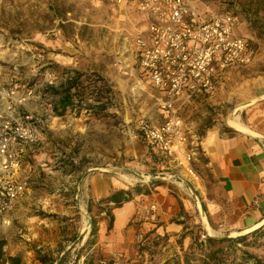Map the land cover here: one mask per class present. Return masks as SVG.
Masks as SVG:
<instances>
[{"label":"rangeland","instance_id":"374dc122","mask_svg":"<svg viewBox=\"0 0 264 264\" xmlns=\"http://www.w3.org/2000/svg\"><path fill=\"white\" fill-rule=\"evenodd\" d=\"M200 1L204 8L236 16L235 31L253 44L256 58L248 67L231 69L226 79L217 76L207 92L168 106L171 96L152 86L133 59L134 39L148 21L138 0H0V91L14 92L9 99L20 112L47 120L24 172L30 189L7 223H0L8 253L39 264V250L51 264L62 258L72 264L78 252L86 253L82 247L94 218L97 244L90 251L113 264H183L186 255L191 264H264V223L245 233L211 226L212 233L200 206L192 213L182 207L167 219L141 210V194L161 192L159 186L193 197L190 183L196 180L187 166L196 171L199 139L214 129L233 130L227 118L238 105L254 101L236 110L242 123L264 122V100L257 99L264 94V0ZM75 73L74 106L59 115L52 106L60 94L52 90L61 91ZM174 117L185 143L171 156H156L141 128ZM92 173L117 178L136 200L132 215L114 217L110 230L108 214L115 206L92 198L87 186ZM209 237L225 241L209 243ZM241 237V243L232 241ZM246 254L259 263L243 260Z\"/></svg>","mask_w":264,"mask_h":264},{"label":"built area","instance_id":"2783aa9c","mask_svg":"<svg viewBox=\"0 0 264 264\" xmlns=\"http://www.w3.org/2000/svg\"><path fill=\"white\" fill-rule=\"evenodd\" d=\"M202 5L200 0H138L148 21L134 39L133 59L152 86L171 96L165 102L168 106L184 104L181 98L185 95L207 92L220 73L244 66L255 56L253 44L235 31L237 18L232 12H214ZM10 94L14 92L0 91L1 224L7 223L30 189V178L24 172L47 122L33 112H20ZM50 113L53 115L52 109ZM141 129L156 156H171L185 143L177 117L157 126L145 124ZM191 154L185 157L188 164ZM187 171L197 178L192 167L187 166Z\"/></svg>","mask_w":264,"mask_h":264},{"label":"crops","instance_id":"0c3cea01","mask_svg":"<svg viewBox=\"0 0 264 264\" xmlns=\"http://www.w3.org/2000/svg\"><path fill=\"white\" fill-rule=\"evenodd\" d=\"M255 58L256 53L246 65L234 66L219 75L226 79L231 69L248 67ZM257 99L264 100V94ZM248 127L252 133L214 129L199 139L200 157L194 163L199 174L197 182H189L193 197L187 198L180 192L168 193L159 186L161 192L141 194V210L167 219L180 214L182 207L192 213L200 206L210 228L245 233L260 227L264 223V122ZM87 178L89 192L97 200L125 191L115 177L92 173ZM194 199L197 200L194 202ZM135 202L131 198L114 207L113 217L117 220L118 213L126 207L120 221L130 217L133 213L130 207Z\"/></svg>","mask_w":264,"mask_h":264},{"label":"trees","instance_id":"16d2710c","mask_svg":"<svg viewBox=\"0 0 264 264\" xmlns=\"http://www.w3.org/2000/svg\"><path fill=\"white\" fill-rule=\"evenodd\" d=\"M79 80V74H73L69 76V78L66 79L64 83L61 84L62 90H52L53 93L60 94V97L56 100L55 104L52 106L53 109L57 112V114L61 115L63 114V111L67 108H72L74 106V93H72L73 89L76 87V82ZM137 194H141V190L137 188ZM128 199H131V195L127 191H121L116 192L109 197L105 199L106 203H113V205L119 206L123 201H126ZM109 224L108 229L110 230L113 227V221L114 217L112 214H110L109 211ZM97 221L96 219L91 220V227L89 230V236L86 239L83 249L86 250V253L84 255H80L79 252L75 257V260H73L72 264H78V261L83 256V264H113V259H108L105 255L100 253L98 250L91 252L90 250L92 248H95L97 244ZM244 237L237 238L232 240L233 242L241 243ZM209 243H217L222 242L225 240H218L214 238H207ZM231 240V239H228ZM6 245V241L4 239H0V264H25L23 257L16 254L12 255L8 253L4 247ZM191 259L188 257V255L184 256L183 264H191ZM254 260L256 262V259L252 255L246 254V256L243 258L245 261ZM35 260L39 264H51V258H49L48 255L42 254L41 251L35 250ZM65 259H60L57 264H64ZM259 263V262H256ZM202 264H205V261H202ZM263 264V263H261Z\"/></svg>","mask_w":264,"mask_h":264},{"label":"bare ground","instance_id":"6f19581e","mask_svg":"<svg viewBox=\"0 0 264 264\" xmlns=\"http://www.w3.org/2000/svg\"><path fill=\"white\" fill-rule=\"evenodd\" d=\"M252 102H254V101H248V102H245V103H242V104L238 105V106L236 107L235 111H233V112L231 113V115L227 118L228 125H229L232 129H234V130H236V131H239V132L252 133L251 129H250L248 126H246L244 123H242V122L240 121V119H239V115L236 114V110H238V109H240V108H243V107H245L247 104L252 103ZM125 178H126V180H128V181H132V180H133V177H130V176H125ZM126 209H127V207L125 208V210H126ZM125 210L120 211V212L118 213L117 221H120V218H121V215H122L121 213L124 212ZM203 219H204V224H205L206 229H207L208 231L214 233V231L212 230V228H210V227L208 226V223H207V221L205 220V217H203Z\"/></svg>","mask_w":264,"mask_h":264}]
</instances>
